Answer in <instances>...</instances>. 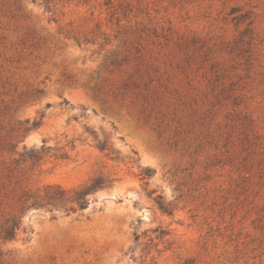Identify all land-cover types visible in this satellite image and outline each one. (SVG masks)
I'll list each match as a JSON object with an SVG mask.
<instances>
[{
    "label": "rangeland",
    "instance_id": "374dc122",
    "mask_svg": "<svg viewBox=\"0 0 264 264\" xmlns=\"http://www.w3.org/2000/svg\"><path fill=\"white\" fill-rule=\"evenodd\" d=\"M96 173L0 264H264V0H0V224Z\"/></svg>",
    "mask_w": 264,
    "mask_h": 264
},
{
    "label": "trees",
    "instance_id": "16d2710c",
    "mask_svg": "<svg viewBox=\"0 0 264 264\" xmlns=\"http://www.w3.org/2000/svg\"><path fill=\"white\" fill-rule=\"evenodd\" d=\"M101 151H108L107 155L113 160L119 159V152L109 146L107 141L98 143ZM28 158L33 164L42 160V154L39 152L31 153ZM154 174L151 167H146L141 173L143 179L147 180ZM117 179L111 175L96 173L86 182L77 187L66 189L60 185L49 184L36 189H28L24 192L18 210L8 216L0 224V239L4 241L14 240L18 231L22 228L23 217L32 208L53 207L55 209H64L66 211H83L86 210L90 203V197L97 192L112 188ZM165 213H170L168 208L161 206Z\"/></svg>",
    "mask_w": 264,
    "mask_h": 264
}]
</instances>
